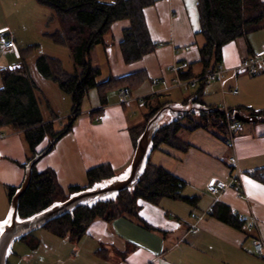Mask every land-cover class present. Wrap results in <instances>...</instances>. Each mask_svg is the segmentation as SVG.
<instances>
[{"label": "crops", "instance_id": "crops-1", "mask_svg": "<svg viewBox=\"0 0 264 264\" xmlns=\"http://www.w3.org/2000/svg\"><path fill=\"white\" fill-rule=\"evenodd\" d=\"M9 1L13 9H19L17 0H0L3 17L0 31L8 30V39L20 52V58H13L22 60L23 44L15 41L5 14ZM100 1L111 3L112 0ZM144 16L150 39L158 45L152 54L135 63L124 62L120 43L124 30L130 26L129 21L115 23L111 30L114 34L112 47H102L109 67L108 80L135 74L144 77V81L130 91V102L123 103L119 92H113L109 94L108 105H102L99 93L90 92L86 97L88 108L82 110L72 132L35 166L39 173L53 170L65 191L77 186L86 188L88 171L100 165H110L117 178L127 176L136 151L129 129L144 125L147 115L162 104L167 106L155 116L159 125L173 120L180 115L178 112H190L191 101L197 93L209 107H225L232 112L240 109L245 116H254L253 112L264 110V74L238 75L234 72L243 61L264 49V41L254 44L248 38H241L226 45L219 67L224 72L221 81L179 86L175 82V68L180 72L194 67L196 75L202 72L199 62L203 41L198 36L197 0H155L152 6L144 9ZM52 20L46 26L55 24V31L59 30L58 23ZM40 28L44 34V28ZM0 51L8 52L2 46ZM26 62L38 86L39 105L40 99L47 101L45 108L49 117L41 105L40 108L43 118L49 122L51 113L57 115L52 110L51 100L44 97L51 89L49 81L38 74L36 61L31 64L27 59ZM212 81L217 82V86L211 84ZM234 87L238 91H234ZM183 90L189 94L185 95ZM57 117L56 121L62 123L61 117ZM192 118L203 125L200 113H194ZM182 123L184 126L193 124L188 119ZM178 136L187 145L185 149L162 145L151 154L150 161L184 182L181 199L164 198L156 204L139 200L138 216L146 226L133 218L112 222L95 220L78 241L54 235L57 241L43 247L46 254L42 263L32 257L43 246L38 239V243L16 242L8 262L13 256L23 264H264V258L256 256L254 251L256 240L264 242V184L251 175L264 171V122L242 124L234 150L214 129L182 130ZM48 143L46 140L39 150H44ZM233 153L236 169L241 172L238 178L229 162ZM27 156L22 134L0 128V233L11 216L9 190L19 189L25 181L28 166H21L26 164ZM213 181L232 183L234 187L214 195L207 189ZM221 207L228 210L230 217L243 221L239 228L219 217Z\"/></svg>", "mask_w": 264, "mask_h": 264}, {"label": "trees", "instance_id": "trees-1", "mask_svg": "<svg viewBox=\"0 0 264 264\" xmlns=\"http://www.w3.org/2000/svg\"><path fill=\"white\" fill-rule=\"evenodd\" d=\"M36 1L56 13L59 30L48 37L55 44L69 49L75 72L68 73L60 59L47 55L37 58L36 70L43 79L55 83L62 93L71 95L73 108L71 116L60 124L56 121L58 117L54 113H51L49 122L43 118L36 96L38 86L24 59L36 50V46L29 47L26 52L23 50L21 57L23 63L4 73L3 86L0 89V128L22 134L28 150L27 162L21 166L23 168L41 155L49 154L63 137L72 132L82 113L83 101L90 92L97 91L101 104L108 105L109 94L125 89L130 93L144 81L142 74H135L120 79H109L103 83L98 82L102 73L99 68L93 66L91 55L97 47L107 48V41L115 23L129 21L130 24L129 28L124 30L123 40L120 43L126 64L142 60L158 47L150 39L144 16V9L152 6L155 0H113L111 3L100 0ZM197 8L200 23L198 36L203 41L199 62L202 72L196 75L194 67L187 71L180 70L179 78L182 81L201 78L217 70L222 63L223 48L226 45L264 30L262 0H197ZM194 96L190 112L183 114L178 112L180 115L173 120L160 124L136 186L89 206L80 207L73 213L50 222L44 228L61 239L78 241L95 220L112 222L119 218H133L146 226L138 216L139 200L156 204L164 198L181 199L184 182L162 167L153 165L150 161L151 154L162 145L182 146L185 149L187 145L178 136L182 130L214 129L224 140L228 134L225 111L222 108L206 106L201 101L200 93ZM188 102L189 100L187 104ZM166 106L167 104H162L156 107L147 115L144 125L129 129L135 149L147 125ZM238 112L242 113L240 109L237 110ZM194 113L201 114L203 125L195 122L192 118ZM252 115L258 117L260 122H264V110L253 112ZM185 119L190 120L192 126H184L182 122ZM46 140L49 141L48 146L40 151L39 148ZM253 177L264 184V171L255 172ZM87 179L86 188L77 186L65 191L59 185L53 170L48 169L39 173L34 167L30 185L19 200L18 219H30L67 201L73 195L117 179V174L110 165H100L88 171ZM18 190V188H10L11 203ZM219 217L227 224L238 228L243 223L236 217H230L224 207H221ZM26 239L23 238L22 241Z\"/></svg>", "mask_w": 264, "mask_h": 264}, {"label": "rangeland", "instance_id": "rangeland-1", "mask_svg": "<svg viewBox=\"0 0 264 264\" xmlns=\"http://www.w3.org/2000/svg\"><path fill=\"white\" fill-rule=\"evenodd\" d=\"M17 1L20 2L19 9H13L12 3L11 1H9L10 3L5 5L7 11L5 12V14L6 16L8 15L9 22L12 27L13 37L17 43L23 44L22 48L24 52H26L25 50H27L29 47L36 46V50H34L29 56H27V58H24L25 62L27 59H29L31 60V64H33V62L36 61L39 56L47 55L50 57L60 59L64 64L65 70L68 73L73 74L75 72V65L73 63L69 49L65 46H60L55 44L53 40L48 36H46L45 34V32L46 33L56 32L55 24H53L51 27L46 26L48 23H50V19H53L52 21L56 22V24L58 23L56 19V13L52 9L40 5L36 0H17ZM1 18L3 17L0 14V19ZM40 26L44 28L45 35L41 31ZM112 35H114L113 32L109 35V39L107 41L110 47H112L111 45L113 44ZM247 38L251 41V43L254 44L260 42L261 40L264 41V30H261L256 33H252ZM0 47H1V43H0ZM6 54H4V51H0V89L3 86L4 73L9 72L12 67L18 66L21 63H23V60L20 59L15 60V58H13L16 57L13 51L10 50ZM91 57H92L93 66L95 68H100L103 72V74L98 78V82L103 83L107 81L109 76L108 74L109 67L107 65V58L104 49L101 46L97 47L92 52ZM36 74L37 73L35 72V75ZM211 84L216 85L217 82L214 83L212 81ZM209 85L210 84H208L206 87H208ZM48 87H50L51 89L49 90V92L44 93V97L46 96L48 100H51V104L53 107L52 110L55 113H57L58 116L61 117V121L63 122L65 118H67L72 113V108H73L72 97L71 95L62 93L59 90L58 86L51 81H49ZM233 90L238 91L235 87L233 88ZM184 94L188 95L189 93L184 91ZM46 102H47L46 100L40 99L41 108L43 112L47 115V117H49V112L45 108ZM88 105L89 103L85 98L83 101L82 110L85 108L87 109ZM25 238H27L26 241L30 243L31 241L34 242L36 241V239H38L40 240L39 242L43 244V246L41 245V247L36 251V253H33L32 255L33 258H36L37 263L38 262L42 263L45 258L46 253L43 247H46L47 245L50 246L58 239L52 233L47 231V229L45 228L40 229L26 236ZM20 246L21 245L17 244L16 247L20 248ZM17 248L14 251L15 253L18 250ZM8 264H23V263L22 261H19L15 257L11 256Z\"/></svg>", "mask_w": 264, "mask_h": 264}, {"label": "water", "instance_id": "water-1", "mask_svg": "<svg viewBox=\"0 0 264 264\" xmlns=\"http://www.w3.org/2000/svg\"><path fill=\"white\" fill-rule=\"evenodd\" d=\"M235 117L236 120L242 124H257L260 122V119L256 116H245L239 112ZM157 119L158 117L154 118L148 124L142 137L139 139L131 168L127 176L117 178L91 190H85L79 194L73 195L67 201L57 204L30 219L19 220V200L25 194L30 185L33 168L39 160L47 154H43L32 161L27 167L26 178L23 185L19 188L18 192L12 199L10 219L1 227L0 264H8V257L11 255L13 245L16 242L40 229H43L50 222L71 214L80 207L89 206L102 199L111 197L136 186L148 157L150 145L160 126Z\"/></svg>", "mask_w": 264, "mask_h": 264}, {"label": "built area", "instance_id": "built-area-1", "mask_svg": "<svg viewBox=\"0 0 264 264\" xmlns=\"http://www.w3.org/2000/svg\"><path fill=\"white\" fill-rule=\"evenodd\" d=\"M7 29H3L0 31V43L4 50L6 51H13L16 56L20 57L19 50L16 46V44L8 39L7 37ZM173 70V68L171 69ZM173 72L176 74V84L179 86L185 85H192L194 86L197 82H203V81H211V80H217L221 81L223 76V71L221 68L207 73L205 76L198 78L196 80H190V81H182L179 78V72L175 68ZM234 72L238 75L242 74H251V75H263L264 74V49L256 54L253 57H249L245 61H243L237 68L234 69ZM119 96L121 98V101L125 104H128L129 101V92L128 90H121L119 92ZM226 113V120H227V126H228V134L227 138L225 140V143L228 147H230L232 150L235 149V138L237 135L238 130L240 129L241 123L236 120V114L237 111L230 112L225 107L222 108ZM236 156L233 155L230 157L229 162L233 168H235V178H238L241 176V172L236 169ZM252 176L255 175V172L251 173ZM232 183H226V182H216L213 181L208 186V191L211 194L217 195L223 191H225L228 188H233ZM254 251L255 254L258 255L261 258H264V242L262 240H256L254 242Z\"/></svg>", "mask_w": 264, "mask_h": 264}]
</instances>
